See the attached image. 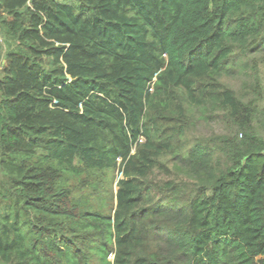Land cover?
Here are the masks:
<instances>
[{
  "label": "trees",
  "instance_id": "1",
  "mask_svg": "<svg viewBox=\"0 0 264 264\" xmlns=\"http://www.w3.org/2000/svg\"><path fill=\"white\" fill-rule=\"evenodd\" d=\"M0 35V264H264V99L222 83L264 0H0Z\"/></svg>",
  "mask_w": 264,
  "mask_h": 264
},
{
  "label": "rangeland",
  "instance_id": "2",
  "mask_svg": "<svg viewBox=\"0 0 264 264\" xmlns=\"http://www.w3.org/2000/svg\"><path fill=\"white\" fill-rule=\"evenodd\" d=\"M0 75L1 70L5 64V53L8 49L14 46L12 41L6 40L2 35H0ZM222 83L232 89L235 94L245 102L254 101L262 95L264 99V64L261 62V58L257 57L253 60H249L243 71L237 73L233 77H225L222 79ZM259 107H262L264 102H259ZM226 125L221 123V121H216L213 123L205 124L201 123L192 132L193 136H199L203 138H210L214 134H225ZM168 174V173H167ZM120 173H114V176L110 174L108 176V182H112L111 185L105 186L108 189V194L113 198V194L116 193L118 186L117 182L121 179ZM155 182L160 180H166L168 175L165 172L156 171L151 177ZM113 203V199L111 200Z\"/></svg>",
  "mask_w": 264,
  "mask_h": 264
}]
</instances>
